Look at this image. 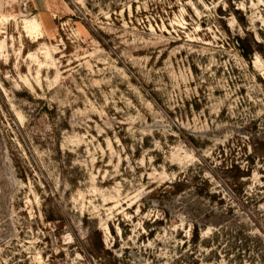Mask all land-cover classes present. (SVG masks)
<instances>
[{"label":"rangeland","instance_id":"1","mask_svg":"<svg viewBox=\"0 0 264 264\" xmlns=\"http://www.w3.org/2000/svg\"><path fill=\"white\" fill-rule=\"evenodd\" d=\"M0 264H264V0H0Z\"/></svg>","mask_w":264,"mask_h":264},{"label":"trees","instance_id":"2","mask_svg":"<svg viewBox=\"0 0 264 264\" xmlns=\"http://www.w3.org/2000/svg\"><path fill=\"white\" fill-rule=\"evenodd\" d=\"M237 42L239 44V49L240 52L242 54V56L246 59H249L250 55H252L254 53V51L256 50V46H258L260 43L253 38L252 42L247 41V38H242V37H237ZM172 187H178L180 185V181H176L170 184ZM195 234L196 236L199 237L200 232L199 229L196 227L195 230Z\"/></svg>","mask_w":264,"mask_h":264}]
</instances>
